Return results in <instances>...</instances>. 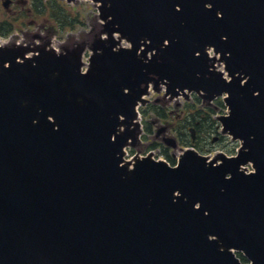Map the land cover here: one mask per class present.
Returning a JSON list of instances; mask_svg holds the SVG:
<instances>
[{"label":"water","instance_id":"1","mask_svg":"<svg viewBox=\"0 0 264 264\" xmlns=\"http://www.w3.org/2000/svg\"><path fill=\"white\" fill-rule=\"evenodd\" d=\"M92 1L86 72L82 44H0V264H264V0ZM151 84L226 93L238 154L126 160Z\"/></svg>","mask_w":264,"mask_h":264},{"label":"rangeland","instance_id":"2","mask_svg":"<svg viewBox=\"0 0 264 264\" xmlns=\"http://www.w3.org/2000/svg\"><path fill=\"white\" fill-rule=\"evenodd\" d=\"M5 1L6 0H0L1 19H9L11 21L16 17H19V15H24L22 13V9L24 8H22L20 5H18L19 7H16V5L14 4L12 6H9V8H6L4 7ZM59 1L62 5H68L69 9L74 14H79L81 22L76 23L73 29H66L59 33L56 30L55 26H53L56 25V22L54 20H52V23L50 21H47V15L40 14V17H36L33 14H29L21 22H15V26L17 28L16 30L12 31L13 33H11L8 37H2L0 35V43L4 44L10 41L24 42V39L27 43L34 42V40H32V35L40 33L42 34L45 29L46 34H44L47 35L48 38H52L54 47L59 48L65 43L68 46H74L78 42L84 41V39H86V36L90 35L93 32L100 33L99 30H101V26L100 20L98 18V9L94 5V3L88 0H77L75 3L69 4L62 0ZM36 4L38 3L35 0H28V7H33L34 11ZM45 13L49 14L48 12ZM32 20H36L35 24H30ZM54 32L57 33L54 34ZM36 42L39 43V39H37ZM122 45L130 47V44L127 41H123ZM86 53L87 59L90 51H87ZM211 54H213V51H211ZM218 57L220 56L218 55ZM218 68L224 70V64L218 63ZM225 75L227 76V73ZM157 95L158 94H154L151 99L153 100L154 97H157ZM169 100L171 99L168 97V99H166V101L164 102L166 103ZM178 101L182 103L181 107L177 106ZM169 102L170 103L167 105V107L164 108L163 112L169 113L168 110H172L174 112L171 115L167 114L166 119L164 117H161L163 119H160V116L155 111L156 109H162L161 106L157 105L154 109H152V105H147V107L140 108V120L143 123V128L146 129V127H148L147 138L145 139L143 136V141L140 142L141 145H145L144 150H141V153L146 154L149 152H153V157L156 159H167L166 154H170L175 155V159H178L182 151L186 149V147L192 146L193 143H197L199 145V148L196 149L204 155L213 156L219 152H224L227 155H233L237 152L240 147V142L238 140H233L232 137L227 134H222L220 128L218 127V125L220 124L217 119L218 116L226 114L228 112V108L225 105L224 101L220 102L214 100L211 109H205V106L201 101L197 100L196 96H193L188 100L184 97H180ZM163 112L161 111V113ZM178 113H180V116H178ZM197 118V126L199 127H196V130L198 132H201V136H197L198 132L196 131V139L195 141H192V136L188 124L189 121L193 119L197 120ZM155 122H157L158 125H156ZM169 125L174 127H170ZM161 128H165V130L158 133L159 136L170 135L178 139V143L175 148H173V146H170L167 147L168 149L166 148L164 150L166 146L164 145V143H160L159 139L162 140L161 137L156 136L157 132ZM218 130L222 136L221 140H217L215 138L216 135H219L217 133ZM213 131L215 132L213 133ZM157 145H160L161 147H157ZM128 151L130 156L134 153L130 149H128ZM170 164L172 165L173 163L171 162ZM247 263L248 262H245L244 264Z\"/></svg>","mask_w":264,"mask_h":264},{"label":"trees","instance_id":"3","mask_svg":"<svg viewBox=\"0 0 264 264\" xmlns=\"http://www.w3.org/2000/svg\"><path fill=\"white\" fill-rule=\"evenodd\" d=\"M38 4L35 5V11L37 14H44L48 16V20H54L56 22L55 28L60 33L66 29H73L76 23L81 22V18L79 14H74L68 7V5H62L60 2H55L51 0L43 1V0H35ZM48 12L49 14H46ZM24 16H19L13 20L9 19H1L0 18V34L2 36L8 35L15 27V22L20 21ZM49 31V30H48ZM57 32H54L56 34ZM156 113L162 115L159 110H155ZM159 115V116H160ZM163 117H166L163 115ZM200 117V116H199ZM198 119V118H197ZM190 124L198 125V120H192ZM187 128V127H186ZM188 129V128H187ZM240 258L246 262L247 259L239 253Z\"/></svg>","mask_w":264,"mask_h":264},{"label":"flooded vegetation","instance_id":"4","mask_svg":"<svg viewBox=\"0 0 264 264\" xmlns=\"http://www.w3.org/2000/svg\"><path fill=\"white\" fill-rule=\"evenodd\" d=\"M12 2V3H11ZM11 2L9 3V6H12V5H16V7H19L18 5H20L22 8H24V9H22L23 11H25L27 14H30V15H32V13L34 12V9H33V7H28V0H11ZM9 6H8V8H9ZM5 7V6H4ZM7 8V7H6ZM35 22H36V20H32L31 22H30V24H35ZM97 38V33H95V32H93V33H91L90 35H88V36H86V39H84V41H82L84 44H86V45H90L91 44V42H93L95 39ZM164 91H160V92H152V94H150L149 95V99H150V101L148 102V104L147 105H155V104H157L158 106H161L162 107V109L160 108V112L162 111L163 112V110H164V108L165 107H167V105L170 103L169 101H171V100H169V101H167L166 103L164 102V101H166V99H168V96L167 95H165V92L163 93ZM154 94H158L157 95V97H154V100H152L151 98H152V96L154 95ZM193 95L194 96H196V98H198L201 102H202V104L204 105V103H203V100L197 95V94H192V97H193ZM191 97V98H192ZM190 98V99H191ZM182 103L181 102H177V106L178 107H181L182 105H181ZM207 108H210V106H206ZM206 109V108H205ZM168 112L169 113H165V112H163L164 114H162V115H160V119H163V118H161V117H163V115L164 116H167V114L168 115H171V114H173V112L174 111H172V110H168ZM178 116H180V113H178ZM165 119H166V117H164ZM193 120H195V119H193ZM198 120V119H197ZM192 121V120H191ZM191 121H189V129H191V128H195V131H197L196 129V125H193V124H190L191 123ZM156 123V125H158L157 124V122H155ZM155 125V124H154ZM170 127H174V126H171V125H169ZM218 127L220 128V126L218 125ZM198 132V131H197ZM215 131H213V133H214ZM217 133L219 134V135H216L215 136V138L217 139V140H221L222 139V136H221V133L219 132V130L217 131ZM147 135H148V127H146V129H144V134H143V136H144V138L146 139L147 138ZM142 136V137H143ZM157 137H161V139L162 140H160L159 139V141H160V143L162 144L163 143V136L161 135V136H159L158 135V132H157V135H156ZM196 136V135H195ZM197 136H201V132H198L197 133ZM214 138V137H213ZM195 139L196 138H192V141H195ZM143 141V140H142ZM160 144V145H161ZM160 145H157V147H161ZM192 146H194L195 148H199V145L197 144V143H193L192 144ZM144 147H145V145H141V143L139 144V146H138V148L136 149V151L135 152H142L141 150H144ZM148 147V146H147ZM167 147H165L164 148V150L166 149ZM168 149V148H167ZM153 153V152H152ZM166 157H167V160L169 159L170 161H175V155H170V154H166Z\"/></svg>","mask_w":264,"mask_h":264}]
</instances>
